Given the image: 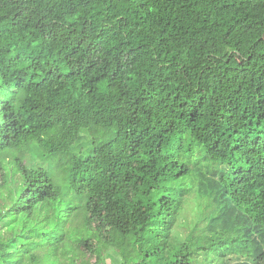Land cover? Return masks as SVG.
I'll use <instances>...</instances> for the list:
<instances>
[{
    "label": "trees",
    "instance_id": "obj_1",
    "mask_svg": "<svg viewBox=\"0 0 264 264\" xmlns=\"http://www.w3.org/2000/svg\"><path fill=\"white\" fill-rule=\"evenodd\" d=\"M113 229L264 264V0H0V264H106Z\"/></svg>",
    "mask_w": 264,
    "mask_h": 264
},
{
    "label": "rangeland",
    "instance_id": "obj_2",
    "mask_svg": "<svg viewBox=\"0 0 264 264\" xmlns=\"http://www.w3.org/2000/svg\"><path fill=\"white\" fill-rule=\"evenodd\" d=\"M192 197L188 198L189 206L186 211V218L191 220L193 218V208L195 206V201ZM111 235L117 242V248L114 252L106 257V264H157L154 258H147L136 262L133 259V253L130 247V241L128 233L121 229H113Z\"/></svg>",
    "mask_w": 264,
    "mask_h": 264
},
{
    "label": "bare ground",
    "instance_id": "obj_3",
    "mask_svg": "<svg viewBox=\"0 0 264 264\" xmlns=\"http://www.w3.org/2000/svg\"><path fill=\"white\" fill-rule=\"evenodd\" d=\"M256 120V119H255Z\"/></svg>",
    "mask_w": 264,
    "mask_h": 264
}]
</instances>
